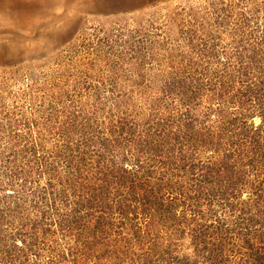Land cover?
I'll return each instance as SVG.
<instances>
[{
	"label": "rangeland",
	"instance_id": "obj_1",
	"mask_svg": "<svg viewBox=\"0 0 264 264\" xmlns=\"http://www.w3.org/2000/svg\"><path fill=\"white\" fill-rule=\"evenodd\" d=\"M0 264H264V0H0Z\"/></svg>",
	"mask_w": 264,
	"mask_h": 264
},
{
	"label": "trees",
	"instance_id": "obj_2",
	"mask_svg": "<svg viewBox=\"0 0 264 264\" xmlns=\"http://www.w3.org/2000/svg\"><path fill=\"white\" fill-rule=\"evenodd\" d=\"M221 96H223V95H221ZM235 100H237V99H235ZM234 102H235V101H234ZM189 132H190V134H191V131H189ZM190 134H189V135H190ZM190 137H193V135H190ZM185 141H187V140H185ZM226 167L228 168V165H225V168H226ZM126 171H128L129 173L131 172L130 170H127V169H126ZM207 227H209V226H207Z\"/></svg>",
	"mask_w": 264,
	"mask_h": 264
}]
</instances>
